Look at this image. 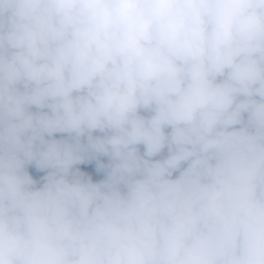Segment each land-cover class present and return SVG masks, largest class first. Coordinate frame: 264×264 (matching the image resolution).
I'll use <instances>...</instances> for the list:
<instances>
[{
  "label": "clouds",
  "instance_id": "1",
  "mask_svg": "<svg viewBox=\"0 0 264 264\" xmlns=\"http://www.w3.org/2000/svg\"><path fill=\"white\" fill-rule=\"evenodd\" d=\"M0 264H264V0H0Z\"/></svg>",
  "mask_w": 264,
  "mask_h": 264
}]
</instances>
